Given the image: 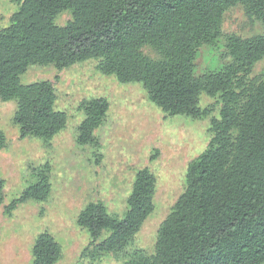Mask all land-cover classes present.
I'll list each match as a JSON object with an SVG mask.
<instances>
[{
  "label": "trees",
  "instance_id": "obj_1",
  "mask_svg": "<svg viewBox=\"0 0 264 264\" xmlns=\"http://www.w3.org/2000/svg\"><path fill=\"white\" fill-rule=\"evenodd\" d=\"M18 5L0 29V101H15L12 123L19 137L49 143L67 115L55 109L56 92L47 80L22 84L31 66L57 71L88 60L120 83H139L148 100L170 116H208L210 140L187 165L185 188L161 223L154 252L129 248L154 210L156 178L136 171L122 217L101 201L77 216L89 241L81 258L112 257L123 264H264V33L250 37L223 34L224 13L241 5L245 16L264 28V0H12ZM67 12L62 26L56 17ZM224 37L218 69L197 74L203 46ZM151 48L157 58L143 52ZM206 95L213 103L199 105ZM108 101L84 99L78 110L79 146L97 147L94 132L103 124ZM6 138L0 130V149ZM49 164L34 168L35 180L4 206L10 216L21 204L45 201L51 191ZM4 180H0V204ZM31 264H57L62 248L48 232L37 235Z\"/></svg>",
  "mask_w": 264,
  "mask_h": 264
},
{
  "label": "rangeland",
  "instance_id": "obj_2",
  "mask_svg": "<svg viewBox=\"0 0 264 264\" xmlns=\"http://www.w3.org/2000/svg\"><path fill=\"white\" fill-rule=\"evenodd\" d=\"M18 5L0 0V29ZM67 12L55 23L64 25ZM222 33L241 37L263 34V26L248 19L241 5L223 15ZM143 52L152 58L149 47ZM225 61L224 37L213 47L203 46L195 60L196 73L220 68ZM96 60H88L57 71L52 65L31 66L20 77L22 84L47 80L56 92L55 109L67 115L65 128L49 143L19 137L12 123L15 101H0V130L6 146L0 149V180H4L0 204V264H31V248L38 234L48 232L60 244L62 257L57 264H123L112 257L91 262L81 258L89 241L85 229L77 225L79 212L89 203L101 201L111 214L122 217L137 170L148 168L156 178L154 210L145 220L129 248L154 252L159 227L184 191L188 163L201 154L211 137L212 117L218 106L202 119L184 115L170 116L152 104L139 83H120L114 76L96 70ZM264 59L253 68L258 75ZM105 98L109 108L103 124L94 132L97 147L76 143L77 127L84 119L78 110L84 99ZM211 98L200 96L203 108ZM49 164L51 191L42 202L19 205L10 216L4 206L35 180L34 168Z\"/></svg>",
  "mask_w": 264,
  "mask_h": 264
}]
</instances>
